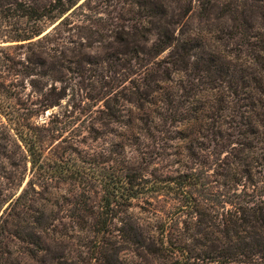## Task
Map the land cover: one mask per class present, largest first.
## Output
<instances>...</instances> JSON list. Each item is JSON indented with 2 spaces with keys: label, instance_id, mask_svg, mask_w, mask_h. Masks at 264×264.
<instances>
[{
  "label": "trees",
  "instance_id": "obj_1",
  "mask_svg": "<svg viewBox=\"0 0 264 264\" xmlns=\"http://www.w3.org/2000/svg\"><path fill=\"white\" fill-rule=\"evenodd\" d=\"M80 2L0 0V114L15 131L18 152L4 156L14 167V180L2 199L8 201L0 216V264L14 260L15 240L24 243L29 258L35 256L30 245L40 244L41 239L26 230L32 226L25 214L44 192L37 185L48 191L56 179L84 184L83 194L88 195L95 182L101 185L99 212L95 218L80 217L75 223L81 230L102 237L113 234L119 221L125 223L121 215L135 200L168 196L177 202L175 212L192 221L194 245L207 248L186 257L189 249L180 242L176 251L182 256L177 264L184 257L263 264L257 261L264 260V180L262 184L254 180V170L264 167V0H144L139 3L143 15L137 11L140 18H132L135 22H129V29H118L116 35L124 32L133 41L117 36L127 61H114L113 72L119 76L110 87L116 89L86 97L95 103L86 101L90 108L84 114L102 102L96 112L103 114L104 125L111 119L109 123L119 124L124 136L140 132L156 138L175 133V139L187 141L178 169L151 176L132 160L114 159L117 165L107 172L103 166V172L84 160L69 164L53 148L47 155L50 144L62 137L61 131L32 119L38 111L58 105L66 94L44 92L35 84L37 99L33 107H25L24 80L41 74L43 67L44 75L55 77L61 71L56 66H65L62 60H49L56 58L72 18L84 13L90 0ZM136 3L132 0L130 6ZM195 9L204 21L218 9L230 24L192 28L185 19ZM151 35L156 38L150 40ZM135 36H143L151 45L134 43ZM167 49L169 54L161 58ZM122 101L134 105L129 114ZM92 119L83 120L86 128L96 129ZM70 149L77 151L74 146ZM214 176L222 181L211 179ZM32 222L41 230L54 228L40 217Z\"/></svg>",
  "mask_w": 264,
  "mask_h": 264
},
{
  "label": "rangeland",
  "instance_id": "obj_2",
  "mask_svg": "<svg viewBox=\"0 0 264 264\" xmlns=\"http://www.w3.org/2000/svg\"><path fill=\"white\" fill-rule=\"evenodd\" d=\"M84 1L81 0V2ZM131 1L90 0L84 13L80 12L81 14L72 18L74 23L63 32V43L56 58L49 60L55 63L57 60H62L66 67L57 68L56 66V70L61 71L55 77L43 74L46 67L40 69L41 74L27 77L21 87L22 97L25 107H33L31 103L37 99V94L34 92L35 84H40L44 92L51 89L54 94L58 92L66 94L58 105L45 112L38 111V115L32 119L36 124L49 123L51 127L61 131L62 137L50 144L49 149L46 150L47 155L53 148L59 155H64L65 159L69 160V164H73L74 161L84 164V160L91 162L90 166L93 168L98 169V166L103 172L105 171L103 166L106 167L107 172L109 167L117 165L118 161H114L115 159L132 160L137 166L143 168L148 176L171 173L179 168L178 160H181L180 158L186 153L182 146L187 141L175 139V133L156 136V138L145 137L140 132H136L133 136H128L126 133L124 136L122 135L124 131L119 124L109 123L112 122L111 119L107 125H104L103 121L106 122V120L103 114L96 112L102 106V102L87 115L84 114L85 110L90 108L89 105L95 103L87 100L86 97L116 89L110 87L114 79L116 80L119 76L113 72L117 66L114 61L118 58L121 62L127 61L126 57L120 53L124 47H120L117 36L127 38L130 44L133 41L131 36L124 32L118 35L116 33L121 31L118 30L121 26L129 29L128 24H131L129 22H135L131 21L132 18H140L137 11L143 15L139 3L144 0H136L138 3L133 7L130 6ZM185 22L192 28L206 27L208 24H230L229 18L221 16L218 9L212 12L208 21L200 18L198 10L195 9ZM141 26L143 27L144 23ZM135 38L134 43L151 45V42L143 40V36H135ZM150 38L153 40L156 37L151 35ZM168 54L169 49L162 53L161 58H165ZM21 81L23 80L20 79L18 84H21ZM123 88L121 86L117 90ZM40 96L39 98L42 97ZM86 101L91 103L86 105ZM122 102H124V112L129 114V111L134 109V105L128 101ZM27 108L23 111L28 112ZM85 119H92L96 129L86 128L83 122ZM3 145L8 146L7 150L2 148ZM70 146L77 148V151H71ZM117 149L123 153L119 154ZM16 151L15 131L8 127V121L0 114V216L8 201L2 200L3 196L5 192H10V186L14 180V167L5 161L4 156L17 155ZM254 173V180L262 184L264 167H256ZM8 176L11 178H7ZM219 177L214 176L211 179L218 178L221 182ZM95 184L89 194L90 198L88 194H83L86 191L84 184L77 185L71 180L56 179L48 186V191L37 185V190L44 192L32 202V210L25 214V217L30 218L29 225L32 226L31 229L26 230L33 232L36 238L41 239L40 244L30 245L35 256L29 258L23 251L24 243L15 240L11 245V249L15 252L14 260L8 259L7 263L177 264L175 261L182 256L176 251L180 242H184L189 249L190 254L185 253L186 257L195 252L202 253L207 250L205 247L194 245L196 241L193 239V234L196 230L192 221L186 215L182 216L175 212L177 202L168 196H161L160 199L135 200V205L121 215L125 223L119 221L117 230L113 234L102 237L94 232L79 229L75 222L80 217L95 218L99 212L101 185L96 182ZM220 191L222 192V189ZM36 217L49 220V225H52L55 230H41L37 223L32 222ZM164 236H166V244L163 243ZM99 240L103 241L100 246H97ZM186 257L182 258L179 264L197 262ZM257 262L264 264V260L258 259ZM197 264H240V260L234 262L228 258L214 262L200 260Z\"/></svg>",
  "mask_w": 264,
  "mask_h": 264
}]
</instances>
